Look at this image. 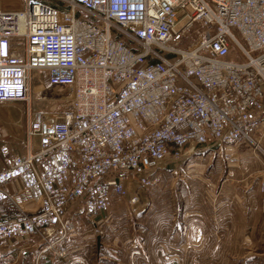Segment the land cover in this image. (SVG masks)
I'll return each instance as SVG.
<instances>
[{
    "label": "built area",
    "instance_id": "obj_1",
    "mask_svg": "<svg viewBox=\"0 0 264 264\" xmlns=\"http://www.w3.org/2000/svg\"><path fill=\"white\" fill-rule=\"evenodd\" d=\"M58 1L0 8V103L37 70L69 102L30 118L24 153L0 145V246L61 240L114 197L138 209L168 159L264 124V0Z\"/></svg>",
    "mask_w": 264,
    "mask_h": 264
},
{
    "label": "rangeland",
    "instance_id": "obj_2",
    "mask_svg": "<svg viewBox=\"0 0 264 264\" xmlns=\"http://www.w3.org/2000/svg\"><path fill=\"white\" fill-rule=\"evenodd\" d=\"M24 2L0 0V8L19 9ZM52 2L66 7L58 0ZM196 35V29H191L183 44ZM46 77L45 70L32 73L28 101L0 103V145L6 142L11 153L24 151L28 121L35 113L60 116L69 106L67 90L49 85ZM252 140L195 147L179 159L170 158L156 184L140 191L145 201L140 208L130 206L126 197H114L108 210L94 218L101 220L98 225H91L85 220L88 217L76 225L78 217L61 240L13 239L0 246V264H95L98 251L139 249L145 233L159 232V214L173 222L171 229L182 231L188 218L185 212L197 218L199 237L192 247L175 248L179 256L174 260L180 264H264V214L260 211L264 124L252 132ZM4 163L0 152V168Z\"/></svg>",
    "mask_w": 264,
    "mask_h": 264
},
{
    "label": "crops",
    "instance_id": "obj_3",
    "mask_svg": "<svg viewBox=\"0 0 264 264\" xmlns=\"http://www.w3.org/2000/svg\"><path fill=\"white\" fill-rule=\"evenodd\" d=\"M24 152L25 149L22 153ZM101 214L93 215L85 218V220H89L91 225L96 226L101 220H94V218L101 216ZM159 216L157 219L159 232L145 233V240L141 239L140 243H138L141 245L139 249L127 248L118 251V249L107 248L108 250L98 251L95 255V264H180L181 261L174 260L179 256V252L175 251V248L179 247L183 249L188 245L192 247V243L198 240L197 227L199 223L197 218L185 212V216L188 218L185 219V227L181 231L179 227L171 229L170 225H173V222L162 219L164 214H159ZM83 219V217L78 218L76 225L82 223ZM133 238H128L127 241H133ZM100 243V236L98 234L97 246Z\"/></svg>",
    "mask_w": 264,
    "mask_h": 264
},
{
    "label": "bare ground",
    "instance_id": "obj_4",
    "mask_svg": "<svg viewBox=\"0 0 264 264\" xmlns=\"http://www.w3.org/2000/svg\"><path fill=\"white\" fill-rule=\"evenodd\" d=\"M257 146H259V145H257Z\"/></svg>",
    "mask_w": 264,
    "mask_h": 264
}]
</instances>
